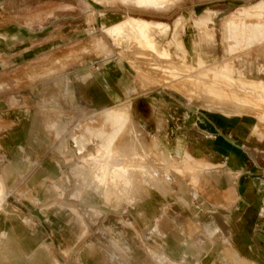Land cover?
Wrapping results in <instances>:
<instances>
[{"label": "rangeland", "instance_id": "rangeland-1", "mask_svg": "<svg viewBox=\"0 0 264 264\" xmlns=\"http://www.w3.org/2000/svg\"><path fill=\"white\" fill-rule=\"evenodd\" d=\"M38 1L43 0H0L3 134L22 122L28 128V148L4 152L3 172L13 167L22 176L50 167L74 193L82 192L88 205L97 200L104 209L88 212V233L73 212L81 225L77 238L87 237L71 250L62 247L67 256L53 264H264V241L257 239L264 226L255 221L261 199L249 204L238 199L239 185L227 177L226 164L216 161L205 170L195 162L212 163L191 151L198 140L217 141L210 134L214 122L218 137L229 134L244 156L257 160L248 161L243 172L257 164L264 179V161L257 158L264 157V97L243 91L264 93V44L227 55L224 27L241 8L262 5L264 17V0H181L166 10L139 9L119 0H50L33 6ZM191 1L200 7L181 10ZM101 14L164 23L166 36L156 33V38L172 54L157 49L151 33L160 25L146 22L152 52L139 44L140 36L127 23L133 19L119 25L122 46L118 36L114 40L100 27ZM194 23L211 38L195 39ZM43 62L52 71L31 78L33 66ZM117 93L119 100L110 108L94 102L100 94ZM146 96L165 97L183 116L164 119V130L160 117L149 123L137 116L134 104ZM213 103L229 113L211 111ZM31 157L43 162H10ZM191 165L202 175L192 177L196 168ZM115 168L129 178L127 188L108 178ZM209 172L230 185L207 183ZM3 188L5 203L13 207L15 194L7 193L4 183ZM68 197L63 196V206Z\"/></svg>", "mask_w": 264, "mask_h": 264}, {"label": "crops", "instance_id": "crops-1", "mask_svg": "<svg viewBox=\"0 0 264 264\" xmlns=\"http://www.w3.org/2000/svg\"><path fill=\"white\" fill-rule=\"evenodd\" d=\"M119 1L124 5L134 6L139 9L166 10L181 0H148L147 3L145 2L144 4L142 0ZM182 2L184 3V0H182ZM47 3H50V0L47 2L45 0L38 1L34 3L33 6H41ZM199 7V3L191 1L184 4L181 10L191 9V12H194L197 10L196 8ZM161 18L165 17L162 16ZM127 19H133L128 20V24L130 21L139 20L145 21L143 23L149 22L160 25V28H157V30L154 29L155 31H153L152 36L155 38L157 48L160 52L168 50V52L172 54L169 46L164 45L156 38V33L162 37L166 36L169 27L163 25L164 23L160 24L133 17L101 14L99 24L103 30H107L108 34L111 35L109 32L114 31L116 27H119V25ZM224 27L227 31L225 39L228 44L227 55H233L255 44H264L263 6L260 5L249 9L241 8L236 10L225 19ZM191 29L195 33V39L202 36L211 38V36L207 34V29L200 23L192 24ZM125 32L129 34L130 30H125L124 33ZM111 36H113L112 38L115 40V37L118 35ZM120 37L121 35L118 36L117 42L119 45L123 46L126 42L120 41ZM193 51L194 53L198 52L196 46L193 48ZM179 52L180 55L187 57L184 49H180ZM71 56L72 54L69 53L62 59H67ZM198 61L204 64L201 58H199ZM51 71V64L43 62L33 66L30 76L34 78L37 75L50 73ZM54 85H56V83H54ZM94 99L96 104H98V102L101 103L98 107L105 106L110 108L114 101L119 100V95L117 93L115 96L108 97L100 94L95 96ZM134 104L137 108V116L142 117L149 123H151L150 119L152 117H160L163 119L159 125L163 130L166 129L167 126V122L164 119L172 117L174 113H176V115L178 114V116H183L170 100L162 96H146L144 99L138 98ZM16 114L18 119L19 113L17 112ZM212 125L216 131L213 128L214 132L210 134L216 136L214 137V140H217L215 143L202 144L198 140L191 145V151L198 159L205 158V160L209 161L208 163L212 164H205L197 161L195 162L196 165H202L205 170H208L211 169L216 161H221L223 164H226L227 177L236 178L239 185L238 199L247 204L256 201L257 198L261 199L260 208L256 209L259 212L257 216L255 215V221L257 225L264 226V179L261 173H258V171H262L263 169L257 166V164H254L253 166L255 168H252L250 172L244 173L243 171L246 169L248 161L257 160L253 157L244 156L241 146H239L241 144H232L227 139L229 134L227 136L223 135L218 137L219 127L214 122H212ZM244 129L245 124L239 127L240 132H243ZM27 130L28 128L25 127L22 122L21 126L11 128L3 134V99H0V264H53V259L56 260L57 257L67 256L62 251V247L71 250L73 243H76L74 246L75 248L78 243L87 237L86 234L81 239L77 238L81 232V225L77 223L73 212L75 211L83 219L88 233L87 215H90L88 212L92 211L93 213L95 211V213H98V211H104L97 200L94 202L92 201L91 205H88L86 196L83 197L82 192L74 193L72 188L66 185V181L62 179L57 172H53L50 167H47V169L34 170L32 173L22 176L20 172L12 170L13 167L3 172L4 152L8 153L10 150L28 148ZM244 135L245 134H242L241 136L244 137ZM56 136L57 135H55V137ZM238 136L241 138L240 135ZM257 158L258 160L260 158L261 161H264L263 156ZM28 160L29 161L10 162H43L35 157H31ZM192 167L196 168L191 173L192 177L198 178L202 175L203 170L195 166ZM114 170L117 172L120 170L119 173L127 178L128 183L122 186V188H127L130 185V180L127 175L122 169L115 168ZM222 178V175L216 176L214 173L209 172L206 181L218 187L230 185L229 180H224ZM3 183L8 187L7 193L15 194L16 201L13 207L7 205L3 199ZM13 186L14 189L11 188ZM73 193L75 195L80 194L82 197L78 199L75 197L76 199H74V197H72V195H74ZM232 194H234V192H232ZM66 195L69 196V202H67V206H63L61 201L63 196ZM84 198L86 202L85 200L83 201ZM94 218H97V214L94 215ZM95 223L97 224L98 220L95 221ZM224 239L225 238H223V240ZM257 239L264 241V234L260 233L257 235ZM82 256H87L86 250L83 251ZM243 259L245 262H249L246 258Z\"/></svg>", "mask_w": 264, "mask_h": 264}, {"label": "bare ground", "instance_id": "bare-ground-1", "mask_svg": "<svg viewBox=\"0 0 264 264\" xmlns=\"http://www.w3.org/2000/svg\"><path fill=\"white\" fill-rule=\"evenodd\" d=\"M148 0H142L143 4L146 2L147 3ZM165 1V0H164ZM132 2V1H131ZM169 2V1H168ZM167 2V4H168ZM164 4V3H163ZM165 6V4H164ZM129 25L131 27V29H133L135 32H137V34L140 36V40H139V44L147 49H149L150 51L152 52H155L156 49L155 47L153 46V44L151 43L150 39L147 37L146 33L149 31V28L151 26H149V24L147 23H140V22H137V21H130L129 22ZM154 28H152L153 30ZM156 29V28H155ZM157 30V29H156ZM155 31V30H153ZM200 31V30H199ZM111 35H119L120 34V28L119 27H116L114 31L112 32H109ZM151 33V32H150ZM201 33V32H200ZM152 34V33H151ZM206 34V33H205ZM149 36V35H148ZM113 37V36H112ZM155 40V39H154ZM157 46V45H156ZM160 48V47H159ZM158 49V48H157ZM158 53V52H157ZM156 53V54H157ZM244 93H253L254 95L257 96V98L259 97H264V93L260 92L259 90L256 89H253V88H245L243 89ZM261 98V99H262ZM228 108V107H227ZM211 111H214V112H222V113H229L228 110H226L223 106V104L221 103H213L210 108ZM231 113V112H230ZM120 172V170H119ZM117 172L116 170L112 171L111 174H110V177L108 178H112V180H114L115 182H118L117 184H124V186L128 183V180L126 177H124L121 173ZM122 172V171H121ZM125 173V172H124ZM111 180V181H112ZM114 181H112L114 183ZM112 184V183H111ZM115 184V183H114ZM108 195V194H107Z\"/></svg>", "mask_w": 264, "mask_h": 264}]
</instances>
